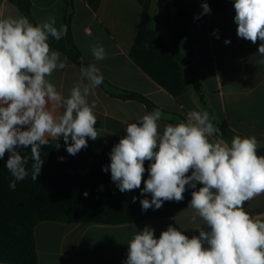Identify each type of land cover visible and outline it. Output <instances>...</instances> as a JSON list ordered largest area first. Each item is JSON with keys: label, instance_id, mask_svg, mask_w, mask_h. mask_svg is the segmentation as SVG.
Here are the masks:
<instances>
[{"label": "clouds", "instance_id": "obj_1", "mask_svg": "<svg viewBox=\"0 0 264 264\" xmlns=\"http://www.w3.org/2000/svg\"><path fill=\"white\" fill-rule=\"evenodd\" d=\"M233 6L237 36L253 44L262 42L257 62L264 64V0H235ZM202 9L201 15L211 12L207 3ZM56 25L55 16L35 25L26 16L0 18V159L7 153L4 167L13 177L11 190L29 176V158L23 150L30 149L31 179L37 181L45 162L41 148L50 138L57 141L56 149L62 138L71 156L88 147L87 138H99L94 127L96 103L88 97L95 95L104 76L95 63L85 66L81 57L80 79L67 96L58 91L49 77L68 61L50 47L49 38L59 41L67 26ZM91 51L96 61L106 58L103 45H94ZM162 116L155 109L129 123L102 170H110L112 181L124 193L140 188L145 161H151L141 190L151 199L140 200L142 210L182 201L187 185L193 189L188 207L195 213L192 220L199 217L207 230L200 228L198 236L189 238L170 224L157 238L154 229L145 226L129 240L124 264H264V219L244 207L264 194V156L257 155L256 137L237 135L230 144L210 139L222 137L213 123L216 118L196 110L184 121L165 124L161 132ZM197 184L202 186L197 189Z\"/></svg>", "mask_w": 264, "mask_h": 264}, {"label": "crops", "instance_id": "obj_2", "mask_svg": "<svg viewBox=\"0 0 264 264\" xmlns=\"http://www.w3.org/2000/svg\"><path fill=\"white\" fill-rule=\"evenodd\" d=\"M195 1L192 7L193 0H185L194 14L180 52L192 64L200 92L189 84L187 71L175 60L169 45L178 10L173 0H72L74 41L110 85L139 93L161 110V132L165 124L184 121L191 110L207 111L219 128L236 136H255L263 147L264 64L257 62L262 42L253 44L237 36L235 0H224L203 15L205 0ZM66 11V0H31L37 23L55 16L57 27L65 25ZM17 16L25 15L11 0H0V18ZM94 45L104 46V60L94 59ZM60 53L68 63L49 79L67 96L80 79L81 66ZM88 99L96 103L94 127L100 141H119L129 123L151 112L145 104L123 99L106 86H98ZM220 138L229 143L223 136L210 139ZM188 207L178 208L170 217L121 225L42 222L35 228L39 264H124L129 240L145 226L153 228L157 238L170 224L189 238L198 236L199 229L207 230V225L199 217L193 221L194 210ZM244 207L253 217L264 219V194Z\"/></svg>", "mask_w": 264, "mask_h": 264}, {"label": "trees", "instance_id": "obj_3", "mask_svg": "<svg viewBox=\"0 0 264 264\" xmlns=\"http://www.w3.org/2000/svg\"><path fill=\"white\" fill-rule=\"evenodd\" d=\"M15 6L37 24L31 12V0H11ZM67 1L65 25L67 34L56 41L49 38L52 48L67 55L74 63L81 66L84 57L77 47L72 33V0ZM224 0H205L210 8L220 6ZM177 6L176 27L171 29L169 45L175 60L187 71L188 82L197 92L201 91L198 76L192 64L180 52L181 42L189 32L193 22L194 11L185 5V0H173ZM196 5L193 0L192 7ZM206 16V15H204ZM89 64L84 57V65ZM100 86H106L110 92L123 99H130L145 104L150 111L155 105L143 95L135 92L120 91L105 79ZM178 122L173 121V124ZM222 136L229 144L234 136L232 131L221 128ZM49 140L42 146L41 158L45 161L37 181L31 179L30 149L23 150L29 158L27 169L29 176L17 182L15 190L9 188L13 179L4 167L7 153L0 159V264H39L35 228L42 222L121 225L138 223L145 220L170 217L178 208L188 206L192 188L186 185L182 201H165L160 209L142 210L140 200L151 199V194L141 195L143 180L148 179L147 171L151 161H145L146 169L140 188L122 193L111 179L110 170L105 172L103 166L110 164V152L119 141H88V147L77 155L71 156L66 151L63 140ZM59 157H64L63 162ZM202 185L197 184V189ZM87 192V197L84 193ZM133 197L137 199L133 202Z\"/></svg>", "mask_w": 264, "mask_h": 264}, {"label": "water", "instance_id": "obj_4", "mask_svg": "<svg viewBox=\"0 0 264 264\" xmlns=\"http://www.w3.org/2000/svg\"><path fill=\"white\" fill-rule=\"evenodd\" d=\"M197 3H201V0H197ZM258 156H264V146L257 149Z\"/></svg>", "mask_w": 264, "mask_h": 264}]
</instances>
